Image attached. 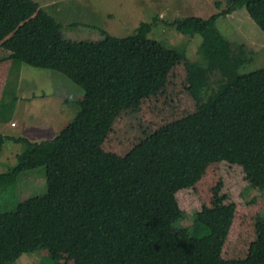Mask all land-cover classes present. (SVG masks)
Instances as JSON below:
<instances>
[{"label":"trees","instance_id":"1","mask_svg":"<svg viewBox=\"0 0 264 264\" xmlns=\"http://www.w3.org/2000/svg\"><path fill=\"white\" fill-rule=\"evenodd\" d=\"M224 2L168 22L203 35L191 61L148 36L159 16L133 35L76 40L39 2L0 0V103L16 60L84 91L54 138L14 137L26 148L0 184L44 166L48 190L0 212V264L42 248L57 264H264V194H243L264 189V67L243 71L245 50L216 25L246 7L264 32V0ZM193 208L194 228L176 225Z\"/></svg>","mask_w":264,"mask_h":264},{"label":"rangeland","instance_id":"2","mask_svg":"<svg viewBox=\"0 0 264 264\" xmlns=\"http://www.w3.org/2000/svg\"><path fill=\"white\" fill-rule=\"evenodd\" d=\"M35 1L62 24L66 36L76 40L101 39L104 37L103 29L117 37L133 35L142 22H151L159 16L148 36L168 48L185 52L191 61H202L199 48L203 35L183 33L168 22L186 16L209 18L226 7L224 0L221 6H217V0ZM216 25L234 48L241 45L245 50L249 60L244 64L243 71L264 67V32L251 18L246 7L218 16ZM8 54L9 50L0 46V58ZM220 78L219 72L213 73L211 84L215 86ZM83 93V89L62 72L16 60L0 103V133L7 135L0 146V173L16 166L17 154L26 148L23 141H16L14 137H28L34 141L54 138L74 118L79 108L75 100L81 98ZM47 190L44 166L22 171L16 185L0 184V212L14 210L21 200L45 194ZM261 192L264 194V189L258 191L251 186L243 190L248 201ZM192 199V192L186 190L182 201L191 205ZM195 210L191 209L176 225L192 230L197 219ZM205 232L207 229H202L198 234ZM7 264L57 263L48 248H42L24 253Z\"/></svg>","mask_w":264,"mask_h":264}]
</instances>
